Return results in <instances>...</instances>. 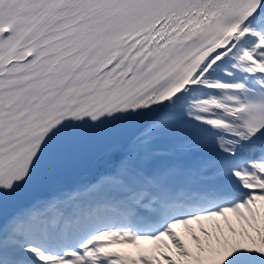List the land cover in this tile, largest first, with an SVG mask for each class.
Here are the masks:
<instances>
[{
  "label": "snow or ice",
  "instance_id": "6c2138e0",
  "mask_svg": "<svg viewBox=\"0 0 264 264\" xmlns=\"http://www.w3.org/2000/svg\"><path fill=\"white\" fill-rule=\"evenodd\" d=\"M0 264H264V0H0Z\"/></svg>",
  "mask_w": 264,
  "mask_h": 264
},
{
  "label": "bare ground",
  "instance_id": "6f19581e",
  "mask_svg": "<svg viewBox=\"0 0 264 264\" xmlns=\"http://www.w3.org/2000/svg\"><path fill=\"white\" fill-rule=\"evenodd\" d=\"M183 230V229H182Z\"/></svg>",
  "mask_w": 264,
  "mask_h": 264
}]
</instances>
